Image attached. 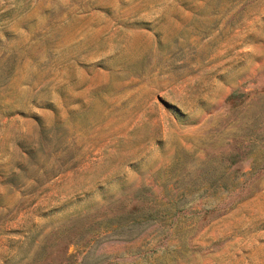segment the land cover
Listing matches in <instances>:
<instances>
[{
  "label": "rangeland",
  "instance_id": "obj_1",
  "mask_svg": "<svg viewBox=\"0 0 264 264\" xmlns=\"http://www.w3.org/2000/svg\"><path fill=\"white\" fill-rule=\"evenodd\" d=\"M0 264H264V0H0Z\"/></svg>",
  "mask_w": 264,
  "mask_h": 264
}]
</instances>
